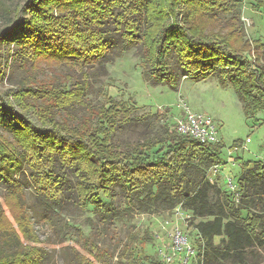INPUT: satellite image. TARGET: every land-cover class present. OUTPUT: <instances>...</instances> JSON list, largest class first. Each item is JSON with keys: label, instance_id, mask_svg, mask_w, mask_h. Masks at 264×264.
<instances>
[{"label": "trees", "instance_id": "16d2710c", "mask_svg": "<svg viewBox=\"0 0 264 264\" xmlns=\"http://www.w3.org/2000/svg\"><path fill=\"white\" fill-rule=\"evenodd\" d=\"M235 1L24 0L11 26L0 31V45L25 73L40 62L89 69L111 48L121 56L138 45L146 81L174 87L180 78L215 77L234 90L249 119L264 109V45L246 39L235 24L215 29L218 14L232 12ZM2 53L0 48V61ZM31 82L6 90L0 106V127L8 115L12 135L0 134V183L12 185L4 199L9 214L0 204V235L11 244L0 248V264H32L39 251L23 250L27 235L37 238L28 227L17 233L8 219L18 228L27 220L16 178L22 160L34 189L56 205L69 193L106 221L122 214L114 206L117 188L126 210L181 208L198 219L190 224L198 237L195 264H256L249 256L251 248L264 247V162H243L235 190L227 191L209 181L210 169L226 163L221 142L202 144L165 127L160 136L118 150L111 136L132 120V104L106 96L102 106L90 107L84 80L71 87L67 81ZM76 110L83 114L70 123ZM143 244L129 233L112 264H164L140 258ZM83 248L77 264H109L105 249L89 242Z\"/></svg>", "mask_w": 264, "mask_h": 264}, {"label": "rangeland", "instance_id": "374dc122", "mask_svg": "<svg viewBox=\"0 0 264 264\" xmlns=\"http://www.w3.org/2000/svg\"><path fill=\"white\" fill-rule=\"evenodd\" d=\"M23 2L0 0V31L11 26L14 10L22 6ZM235 3L232 12L218 14L215 29L235 24L246 39L264 45V0H236ZM113 36L119 40L116 31H113ZM0 48L3 52L0 61V106L5 91L21 85L26 78L36 83L67 81L69 87L75 81L84 80L88 83L84 102L90 107L102 106L105 97L109 96L136 108L131 115L132 120L111 136V144L118 150H124L127 145L144 138L160 136L165 127L171 128V122L181 114L178 104L183 102L192 112L211 117L216 125L217 138L223 145L221 150L226 163L218 168V175L211 177L212 182L216 180L223 186L230 179L235 183L243 162H264V109L256 112L252 118H245L242 104L234 90L228 85H220L215 77L199 81L180 78L174 87L152 84L143 77L138 45L121 56L115 48H111L101 62L89 69L54 68L51 64L40 62L33 69L27 68L25 73L18 64L6 58L5 46L0 45ZM82 114V110H76L68 119L69 122H75ZM10 124L7 115L0 127V134L11 140ZM28 167L29 163L22 160L21 169L16 175L22 186L19 201L27 220L23 221L22 228H18L10 216L8 219L12 221L17 233H22L28 227L36 236L37 242H33L30 235L22 238L24 251L36 246L39 250L32 264H77L81 254H86L83 248L85 242L105 249L111 255L108 262L112 264L116 260L119 246L129 233L137 234L144 241L140 258L155 260L158 259L157 250L170 242V235L175 228L187 235L192 247L198 239L190 224L199 220L193 219L189 212L181 208L162 211L161 208L149 206L126 210L123 195L117 188L114 189V206L122 214L106 221L101 220L100 212L95 211L92 205L81 206L69 193L65 194L60 205H56L34 189ZM66 177L68 185L72 186L74 177L69 173ZM11 187L5 182L0 183V204L7 213L4 199ZM99 196L101 202L107 204L108 199L101 193ZM6 240L0 235L1 249H9L11 244ZM219 240L214 239L215 243ZM251 250L249 260L264 264V247ZM188 264H195L194 256L190 257Z\"/></svg>", "mask_w": 264, "mask_h": 264}, {"label": "built area", "instance_id": "2783aa9c", "mask_svg": "<svg viewBox=\"0 0 264 264\" xmlns=\"http://www.w3.org/2000/svg\"><path fill=\"white\" fill-rule=\"evenodd\" d=\"M178 107L181 114L175 118L170 128L176 134L188 136L202 144H217V128L211 117L192 112L183 102H179ZM236 148V147H235ZM219 167L214 166L210 169L209 181L211 177L219 173ZM235 184L229 179L223 188L227 191H234ZM196 252L189 243L187 235L179 228H175L170 235V242L157 250L158 259L164 264H188L191 256Z\"/></svg>", "mask_w": 264, "mask_h": 264}]
</instances>
